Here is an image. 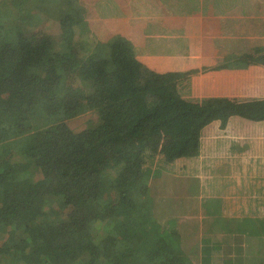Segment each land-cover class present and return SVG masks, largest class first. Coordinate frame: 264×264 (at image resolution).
I'll return each mask as SVG.
<instances>
[{
  "label": "trees",
  "instance_id": "16d2710c",
  "mask_svg": "<svg viewBox=\"0 0 264 264\" xmlns=\"http://www.w3.org/2000/svg\"><path fill=\"white\" fill-rule=\"evenodd\" d=\"M83 17L73 0H0V264H229L219 246L250 245L264 221L239 230L211 199L218 179L172 170L200 157L214 122H264V101L185 99L197 72H153L123 37L88 56ZM52 18L59 35L38 49L29 36ZM237 58L214 70L264 66V50ZM88 111L93 123L72 131ZM247 254L236 262L264 264Z\"/></svg>",
  "mask_w": 264,
  "mask_h": 264
},
{
  "label": "crops",
  "instance_id": "0c3cea01",
  "mask_svg": "<svg viewBox=\"0 0 264 264\" xmlns=\"http://www.w3.org/2000/svg\"><path fill=\"white\" fill-rule=\"evenodd\" d=\"M161 1H153L156 5L144 14H133L151 18L132 25L134 35L123 33L134 43L136 57L146 68L158 74L196 71L188 93H192L197 102L207 99L264 101V66L214 70L228 56L252 54L253 46L264 43V38L252 37L256 31L253 27L248 37L239 36L247 23L264 21V16L253 14L261 11L258 5L252 2L248 5L249 0H224V3L222 0L221 3L219 0H182L184 3L164 0L163 5ZM128 3L132 2L125 0V7H118L126 11ZM150 3L140 5L147 8ZM228 4L231 8H241V12L227 13ZM132 5L136 7L138 3ZM113 6H117L115 0ZM222 43L225 47L219 48L218 44ZM228 45H231L230 51ZM239 45H243L244 50L239 51ZM202 136L201 155L219 159L209 171H203L202 176H198L200 170L195 171V178L212 183L218 179L214 188L218 192L211 198L223 200L217 213L224 220L237 221L239 230L250 232L251 227L244 224L246 221H264V122L233 117L225 127L220 121L209 125ZM261 235L250 245L244 240L236 244L237 237H242L236 236L231 244L223 243L219 247L223 252L232 254L234 251L236 260L242 253H248L245 257L253 262L251 253L264 255V234Z\"/></svg>",
  "mask_w": 264,
  "mask_h": 264
},
{
  "label": "rangeland",
  "instance_id": "374dc122",
  "mask_svg": "<svg viewBox=\"0 0 264 264\" xmlns=\"http://www.w3.org/2000/svg\"><path fill=\"white\" fill-rule=\"evenodd\" d=\"M111 1L112 3H110L109 5L107 4V2ZM150 3V5L145 8L142 7L140 4L136 5V7L130 3H128V7L126 8V11H124L123 9H121L118 6H113V0H73V2L75 3V5L77 6L78 9H80L82 15L84 16L83 19L84 21L81 22V20L79 19H75L73 20L74 24L80 28L82 26L85 25V29L80 28V29H76V33H77V39H80L82 34V40L84 41L83 44L84 46H86V49H83L86 51V53L88 54V56L93 55L94 53H92L94 47L96 46L97 42H100V44H106L108 45L114 38L116 39L117 37H123L124 39L128 40L132 46H134V43L127 39V37H125L123 35V33H129L131 32L132 35H134V33L132 32V25H134L135 23H138L140 21L146 20V19H151V18H145L147 16L144 17H134L133 14H144L147 9H153V7L156 5L155 0H148ZM160 2V0H158ZM164 1V0H163ZM161 1L160 4H164V2ZM166 2L168 3H172V0H166ZM229 2H232V0H229ZM251 2L254 5H258L260 7L259 12H254L253 14L255 15H259L260 17L264 16V0H249L248 5H252ZM181 3L182 2L181 0ZM219 3H221V0H219ZM222 3H224V0H222ZM196 4V3H195ZM160 7H162L160 5ZM169 7H171L169 5ZM227 13H240L241 12V8L237 7V6H233V8H231V6L228 4L227 8ZM152 20H154V18H152ZM57 20L56 19H49V21H46L45 23H43L41 25V29L36 30L33 34H31L29 37L31 38V42L32 44L38 48V49H44V47L47 44H50V39L52 36L54 35H59V29H58V23H56ZM244 25V24H243ZM51 27V28H50ZM253 27V29H256L254 35L252 37L257 36L258 38H264V21L259 20V22H255L253 21L252 23H247L244 27H242V33L239 34V36L244 35V37H248V35H250V31L251 28ZM40 28V27H39ZM134 28V26H133ZM167 30V28H165V31ZM228 31H230L228 29ZM232 32V31H231ZM226 37V36H224ZM138 38H136L137 41ZM205 40V39H204ZM226 44L222 43V44H218V47L220 48V46L222 48L225 47ZM231 45H228V50L230 48ZM241 46L243 45H239L238 50H244L241 49ZM135 48V47H134ZM262 51L264 50V43H261L258 46H253V53L257 51ZM91 51V52H89ZM99 51H104V50H99ZM230 51V50H229ZM243 56V55H242ZM242 56H236V59H238L237 57H242ZM231 58L234 57H230L228 56L227 59L225 61L230 60ZM195 75H193L191 78L186 77L184 78L183 83L181 84L180 88H181V92L182 95L185 99H188L190 101H193L195 103H201V102H197L195 97H193L192 93H188L189 91H191V84L193 81V77ZM82 81V80H81ZM82 83L80 82L78 83V87L83 89L82 87ZM192 96V97H191ZM203 102V101H202ZM95 119V115L94 113H92L91 111L80 114L78 117L70 120L68 122V126L70 127V129L74 132H80L81 130L85 129L86 127H88L89 125H91V123H93ZM219 158L217 157H210V156H206V155H200V157L196 160H193L192 163H187L184 162L181 165H176L177 167H175L172 172H174L173 174H181L183 171H188L189 175L191 176L193 179L195 177H193V172L195 171H199L198 176H202L203 175V171H209L211 169V166L214 164L215 165V161L218 160ZM223 161H225V159H223ZM212 162V164H211ZM192 168H196V170H192ZM186 169V170H185ZM196 179V178H195ZM227 200V199H224ZM217 212L220 211V208L216 209ZM205 212L204 207L201 210V214H203ZM210 214V213H209ZM209 214L207 213L206 215L209 216ZM242 221V220H239ZM235 222L234 224L236 226H238V222L237 221H233ZM223 237V234H218V239L221 241ZM238 239H236V242H240L242 240H240V237H237ZM262 241L264 242V239H262ZM209 241L206 240L205 242L203 241V243L201 244L204 248V254L208 252V250L205 249V247H207V243ZM209 245H211V243L209 242ZM214 249V245L211 248V252ZM232 257V261L229 264H238V262H236V257L234 255V251L231 254Z\"/></svg>",
  "mask_w": 264,
  "mask_h": 264
}]
</instances>
